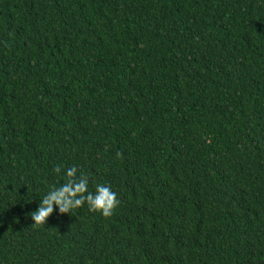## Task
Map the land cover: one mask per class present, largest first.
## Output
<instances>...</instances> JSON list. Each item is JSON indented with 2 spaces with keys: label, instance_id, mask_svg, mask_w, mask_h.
<instances>
[{
  "label": "trees",
  "instance_id": "trees-1",
  "mask_svg": "<svg viewBox=\"0 0 264 264\" xmlns=\"http://www.w3.org/2000/svg\"><path fill=\"white\" fill-rule=\"evenodd\" d=\"M0 264H264V0H0Z\"/></svg>",
  "mask_w": 264,
  "mask_h": 264
},
{
  "label": "clouds",
  "instance_id": "clouds-1",
  "mask_svg": "<svg viewBox=\"0 0 264 264\" xmlns=\"http://www.w3.org/2000/svg\"><path fill=\"white\" fill-rule=\"evenodd\" d=\"M119 156L120 153H117ZM60 167L55 168L60 173ZM77 168L71 167L66 170L65 183L52 188L42 199L39 207L31 213L34 226H43L47 218L54 211V205L59 212L71 213L73 210L88 204L89 210L100 212L104 217H111L120 204L116 193L108 186L97 185L95 193L88 191V177L81 173L77 176Z\"/></svg>",
  "mask_w": 264,
  "mask_h": 264
}]
</instances>
